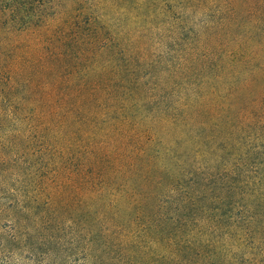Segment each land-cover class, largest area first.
Segmentation results:
<instances>
[{"label": "trees", "instance_id": "trees-1", "mask_svg": "<svg viewBox=\"0 0 264 264\" xmlns=\"http://www.w3.org/2000/svg\"><path fill=\"white\" fill-rule=\"evenodd\" d=\"M54 4L0 0V190L15 192L9 206L24 210L28 183L61 214L80 206L66 197L74 186L111 207L118 200L108 197L124 191L142 193L148 210H126L115 225L157 234L186 225L165 205L175 201L186 172L197 177L199 170L167 164L187 163L180 151L193 144L187 121L196 105L210 99L215 105L204 111L224 108L245 130L264 131V0H64L59 10ZM120 15L142 21L141 35ZM162 38L168 49H159ZM157 50L184 56L174 68L171 60L156 70L155 80L141 61L151 66ZM173 78L180 79L169 84L173 94L192 85L179 95L186 99L162 97ZM169 107L182 110L173 119ZM79 216L96 226L84 248L87 264L104 262L114 242L135 240L106 225L101 212Z\"/></svg>", "mask_w": 264, "mask_h": 264}, {"label": "rangeland", "instance_id": "rangeland-1", "mask_svg": "<svg viewBox=\"0 0 264 264\" xmlns=\"http://www.w3.org/2000/svg\"><path fill=\"white\" fill-rule=\"evenodd\" d=\"M52 2L55 10H59L64 0ZM105 11L113 16L110 11ZM143 13L149 14L150 11ZM118 17L128 18L127 27L141 35L142 21L132 20L128 15ZM166 42L170 41L162 38L159 49H168ZM183 54L157 50L152 57L156 62L151 66L146 61L141 62L149 69L147 77L152 74L158 80L155 71L166 68L171 60L176 62L170 67L174 68ZM188 79L194 84L193 78ZM179 80L173 78L166 82L163 86L166 90L162 93L164 99L187 98L179 95H184L191 84L177 94L171 93L170 85ZM212 104L215 105L209 99L206 104L202 103V107L196 105L194 115H188L193 144L187 146V153L180 151L187 163L174 159L167 164L179 171L192 167L199 170L197 177L189 170L186 172L185 180L178 186L175 201L165 205L170 206L177 219H188L186 225H178L177 222L172 230L169 226L160 234L136 224L128 228L115 225L126 210H148L149 202L141 198L142 193L116 191L108 197L118 200L111 207L105 201L89 200L87 194H81L75 186L76 193L70 192L66 197H71L76 204L79 199L80 206L76 209L64 207L61 214L47 205L43 192H37V187L28 183L26 198L21 196L25 199L24 210L9 206V201L16 197L15 192L0 190V264H87L83 259L84 248L92 245V231L96 226L89 218L85 220L79 216L83 210L101 212L106 225L114 224L111 229L135 235V240L127 244L114 242L112 253L101 264H264V131L256 127L245 130L239 117L224 108L204 111L207 107L212 108ZM174 107L165 110L173 119L182 110ZM229 119H232L231 125L227 126ZM171 137L176 139L174 134ZM52 179L49 177L47 180ZM11 183L13 187L16 185L15 181ZM52 183L54 181L47 191H51ZM111 209L118 211L117 218H107L106 213L110 214ZM190 210L194 214L186 215ZM100 244L104 246L105 243ZM127 252L130 253L128 258Z\"/></svg>", "mask_w": 264, "mask_h": 264}]
</instances>
